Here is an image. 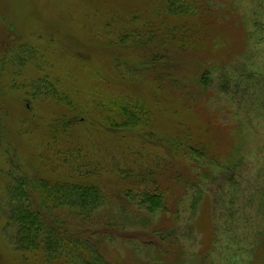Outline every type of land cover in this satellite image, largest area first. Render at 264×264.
Wrapping results in <instances>:
<instances>
[{
	"label": "rangeland",
	"instance_id": "374dc122",
	"mask_svg": "<svg viewBox=\"0 0 264 264\" xmlns=\"http://www.w3.org/2000/svg\"><path fill=\"white\" fill-rule=\"evenodd\" d=\"M186 1L194 5L184 14ZM200 1L0 0V264H75L16 242L11 207L42 200L53 220L159 228L160 245L173 248L166 258L154 245L106 237L110 263L264 264V0H210L209 15L192 11ZM183 24L193 26L180 41L204 56L213 82L198 107L153 81L145 63L179 45L167 35ZM200 108L217 122L209 127ZM168 140L203 145L232 178ZM73 181L94 183L99 201L74 205ZM41 183L53 188L44 194ZM155 186L164 219L140 204Z\"/></svg>",
	"mask_w": 264,
	"mask_h": 264
},
{
	"label": "trees",
	"instance_id": "16d2710c",
	"mask_svg": "<svg viewBox=\"0 0 264 264\" xmlns=\"http://www.w3.org/2000/svg\"><path fill=\"white\" fill-rule=\"evenodd\" d=\"M209 1L210 0H201L200 4H196V6L198 5L197 8L192 9V11L197 12L199 15L208 14V10H210L208 8ZM193 5L194 4H192V2L188 3L186 1L183 8L187 7V9L186 11L184 9V14H187L189 10L188 8L193 7ZM173 6L174 4H167V9L169 12L171 11V8H174ZM179 9L181 8H178L177 10ZM219 13L221 14L222 12ZM227 17L231 19L233 18V21L235 23L238 22L236 23L237 26L235 25L237 34H243L244 29L240 26V20L236 16L234 18L233 13L232 15L227 14ZM236 18L238 20H236ZM219 19V22H217V19L214 17V22L218 23L217 26L221 22H223V24L224 22H226L221 17ZM212 23L213 22H211V24ZM192 26L188 27L187 24H183V28H181V30L179 31L176 30L178 29L177 27L171 28L167 36L168 38L172 39L173 42L178 41L179 45L175 48H170L171 50H164L162 54L153 53L154 55H152V57L148 59V62L145 63L149 64L150 66L147 68V71H150L153 81L160 83L163 86H168L169 90L172 93L179 91V95H185L187 97V100H184V103H188L189 101H198L194 102L198 103L195 105L196 107H198L199 105H201L199 101H201L202 98H206L204 99V101L209 98L211 90L208 89V86H211L213 82H211V79L209 78L210 70L208 69L207 60L203 58L204 56L199 54L195 49L189 48V41H180V39L183 37L184 39L189 37L187 34L191 32ZM178 35L182 36L180 37ZM7 36L11 37L9 34H7ZM138 38H140V36H138ZM138 38L137 40L139 41ZM214 38L216 37L213 35L212 39ZM149 41L150 42L143 43V49L148 48L152 45V39H150ZM165 45L166 43L163 41L161 45H157V49H163ZM220 66L222 67L220 71V77H222L223 79V87L220 89V91L225 92L227 91V86L225 84L228 83V76L227 74H224V66ZM40 84L41 81L39 82V85ZM132 108L137 111H141L138 110V106H133ZM204 109L206 110V108ZM202 113H204L203 110ZM203 115L206 116L207 124L210 125L209 127L217 122L215 114L207 111ZM63 123L66 126L68 125V122ZM112 125H114V129H118V124L115 123ZM128 125L129 124H123V127ZM136 125L137 124L135 122L132 123V126ZM218 127L222 131L225 129L221 125H218ZM169 142V145L172 148L174 146L176 148L179 147L181 148V150H188L190 153L207 157V159L211 162V165H216V167H218L220 171V177L232 178V176L228 174L230 168L228 166L224 167L223 165H219L216 161V158L214 159L213 156L210 155V157H208V150L204 148L203 145L198 147L199 144H196L198 146L194 147L191 144L183 143L184 145L182 146V142H178L175 140H170ZM170 147L168 148L169 150H171ZM20 180L23 181H20L22 187H24L28 182L26 178H20ZM87 183L83 181H73V184H71V197L75 198V200L73 201L74 205L76 203H80L81 206L84 207L87 202V207L89 208L91 207V203L89 202V200L92 202L99 201V190L94 189V183L90 181ZM138 184V182L137 184L133 183L132 186H137ZM138 187L140 186L138 185ZM38 188L40 190L42 189L43 193L45 194V189H52L53 186H46L45 183H41L39 184ZM15 189L20 193L22 191L20 187H15ZM145 192L146 193L139 194L142 199L140 204H147L148 211H145H147L148 214L155 215L160 213L161 218L164 219L167 210L165 206V199L162 193H160V190L155 186L151 190L145 189ZM125 194L127 196H132V191L129 189L125 192ZM69 197L70 193L68 195V198ZM122 197L124 198V194L122 195ZM261 198L263 200L262 204L264 205V193L261 194ZM11 210L13 211L9 215V220L11 221V225L15 227L14 237L16 238V242H18V245L27 252H42L44 256H46L48 261H52L57 257H61L62 253L65 252L67 255H74L75 260L73 261L75 262V264H116L112 262L110 263L106 260V254L108 251L107 247L104 245L106 237H111L113 239L120 238L124 240L133 239L143 245H154V247H157L155 249L156 252L164 255L166 258L167 255L172 253L173 251V248L171 249L168 246L164 247L160 245L162 242L160 240V237L158 236V234L160 233L159 228H152L149 231L137 230L132 232L126 230L125 228H116L111 226L99 229H93L91 227L81 228L82 225L74 222L69 223L68 221H65L63 219H51V217L48 215L50 214V208L48 207L47 202L44 200H42L40 204L37 203V205L35 206L31 204L27 208L24 207V209L22 208L21 203H16L11 207ZM83 210L84 208H81V213L83 212ZM81 213L79 214V216H81ZM257 237H260L258 239L260 240L263 235H259ZM156 239L158 240V243H155ZM257 244L264 248V243ZM174 262H177L176 258L173 260V263ZM159 263L168 264L166 262ZM120 264L126 263L122 260Z\"/></svg>",
	"mask_w": 264,
	"mask_h": 264
}]
</instances>
